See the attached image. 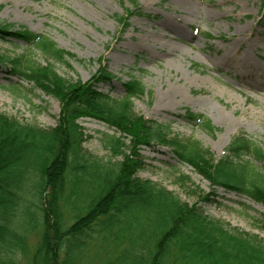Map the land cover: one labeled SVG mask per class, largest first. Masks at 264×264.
I'll use <instances>...</instances> for the list:
<instances>
[{"label": "trees", "instance_id": "1", "mask_svg": "<svg viewBox=\"0 0 264 264\" xmlns=\"http://www.w3.org/2000/svg\"><path fill=\"white\" fill-rule=\"evenodd\" d=\"M8 39L38 49L46 62L0 54V63L56 98L60 114L55 126L43 127L0 110V264H264V238L231 228L205 207L221 204L219 188L264 204V150L256 141L238 133L216 158L199 142L173 135L170 122L133 114L128 98L141 90L140 81L124 82L122 97L101 91L116 78L103 59L83 81L58 72L56 64L69 65L74 55L49 37L0 22V40ZM8 86L27 91L21 83ZM182 116L213 129L200 113ZM84 117L119 133L103 136L110 158L84 148ZM159 145L207 179L210 191L198 190L189 203L139 177L142 148ZM176 180L186 188L190 179Z\"/></svg>", "mask_w": 264, "mask_h": 264}, {"label": "rangeland", "instance_id": "2", "mask_svg": "<svg viewBox=\"0 0 264 264\" xmlns=\"http://www.w3.org/2000/svg\"><path fill=\"white\" fill-rule=\"evenodd\" d=\"M5 21L41 33L73 53L69 65L56 64L65 77L86 81L103 59L116 78L110 86L100 84L101 91L122 97L127 94L124 82L140 81L141 90L128 98L133 114L170 122L173 135L199 142L216 158L238 133L264 150V0H0V22ZM0 54L46 62L38 49L14 39L0 40ZM10 69L9 62L0 63V110L55 126L59 101ZM11 83H21L27 91L18 94ZM186 110L204 115L213 129L189 122L182 116ZM80 124L87 135L84 148L110 158L103 136L119 133L93 117ZM141 153L146 164L139 177L189 203L197 200L198 190L210 191L209 181L179 162L170 147H143ZM182 174L190 179L186 188L176 180ZM217 193L221 204L206 205L207 213L264 238V204L222 188Z\"/></svg>", "mask_w": 264, "mask_h": 264}, {"label": "bare ground", "instance_id": "3", "mask_svg": "<svg viewBox=\"0 0 264 264\" xmlns=\"http://www.w3.org/2000/svg\"><path fill=\"white\" fill-rule=\"evenodd\" d=\"M164 36H166V34H163Z\"/></svg>", "mask_w": 264, "mask_h": 264}]
</instances>
